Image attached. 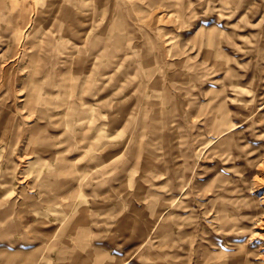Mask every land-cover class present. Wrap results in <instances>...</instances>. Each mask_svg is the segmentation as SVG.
<instances>
[{"label":"rangeland","instance_id":"rangeland-1","mask_svg":"<svg viewBox=\"0 0 264 264\" xmlns=\"http://www.w3.org/2000/svg\"><path fill=\"white\" fill-rule=\"evenodd\" d=\"M170 263L264 264V0H0V264Z\"/></svg>","mask_w":264,"mask_h":264},{"label":"bare ground","instance_id":"bare-ground-1","mask_svg":"<svg viewBox=\"0 0 264 264\" xmlns=\"http://www.w3.org/2000/svg\"><path fill=\"white\" fill-rule=\"evenodd\" d=\"M201 248H202V247H201ZM171 263H172V262H171ZM171 263H170V264H171Z\"/></svg>","mask_w":264,"mask_h":264}]
</instances>
